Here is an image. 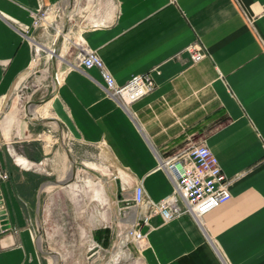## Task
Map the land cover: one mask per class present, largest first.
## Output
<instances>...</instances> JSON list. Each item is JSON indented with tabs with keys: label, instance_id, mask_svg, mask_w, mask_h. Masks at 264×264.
I'll list each match as a JSON object with an SVG mask.
<instances>
[{
	"label": "crops",
	"instance_id": "1",
	"mask_svg": "<svg viewBox=\"0 0 264 264\" xmlns=\"http://www.w3.org/2000/svg\"><path fill=\"white\" fill-rule=\"evenodd\" d=\"M63 2L0 0V169L8 175L0 182L8 224L0 228V264H42L33 222L42 193L55 185H41L44 178L28 170L45 160V133L30 126L26 137L38 131L37 138L23 140L17 151L18 110L1 116L34 64L33 52L54 51L33 41L34 14ZM69 16L85 23L77 46L96 52L116 84L149 73L155 88L123 109L98 70L65 60V34L57 60L68 67L47 105L66 135L102 147L124 171L130 193L140 184L153 202L173 189L161 160L193 146L205 145L231 180L230 200L206 214L202 227L187 214L166 222L151 216L140 226L145 245L128 246L125 257L135 254L134 264H264V0H81ZM194 43L205 51L197 63L186 51ZM28 111L47 119L35 107ZM111 239L106 228L92 235L103 248Z\"/></svg>",
	"mask_w": 264,
	"mask_h": 264
},
{
	"label": "rangeland",
	"instance_id": "2",
	"mask_svg": "<svg viewBox=\"0 0 264 264\" xmlns=\"http://www.w3.org/2000/svg\"><path fill=\"white\" fill-rule=\"evenodd\" d=\"M103 12L105 17L111 13L107 6ZM59 25L63 27V34L69 35L70 45L65 60L70 63L78 53L77 31L85 27V23L80 19L70 22L59 14L50 27H41L34 31L33 41L47 45L55 49L56 54L59 53L64 38L59 36L56 41H52ZM68 30H71V33H67ZM47 32L52 36L50 41L46 38ZM33 41L32 44L35 43ZM33 53L34 64L29 67L10 96L1 121L12 107L17 108L16 117L12 121V124L18 123L20 126V135H16V128L12 131L13 135L17 136L14 139V148L17 151L16 145H20L23 140L37 138L38 131L30 132L33 136L26 137L30 126L43 128L45 136L41 139L46 145L45 160L43 159L42 165H34L35 167L28 170H36L39 176L44 178L41 185L47 182L59 183L68 169V175L70 169L73 171V177L66 184L42 193V202L39 203L41 211L36 212V220L33 222L40 260L42 264H50V258L57 255V264H134L135 254H131L129 259L120 256L117 261H112L115 251L111 249V244L114 243L115 235L125 227L124 220H127L121 216V212H126L131 205V193L125 183V173L102 147L73 141L60 124L58 127L53 123L52 110L47 104L58 87L57 77L62 76L68 64L59 63L55 56H49L44 51ZM29 106L37 108L39 114L45 113L47 119L40 115H29ZM88 180L91 184L86 183ZM104 228L109 229L112 239L110 245L104 248L106 253H97L91 246L92 235Z\"/></svg>",
	"mask_w": 264,
	"mask_h": 264
},
{
	"label": "built area",
	"instance_id": "3",
	"mask_svg": "<svg viewBox=\"0 0 264 264\" xmlns=\"http://www.w3.org/2000/svg\"><path fill=\"white\" fill-rule=\"evenodd\" d=\"M80 2L81 0H65V4L63 2L54 7L43 8L34 14L31 29L50 27L56 16L65 15L66 8H69L68 19H70L72 7H76ZM77 51L78 65L85 69L98 70L107 95L125 110L155 88L149 73L133 76L125 84L118 85L96 52L82 44L78 46ZM186 51L192 63H197L205 57L204 49L197 43L188 46ZM61 80L62 76L57 77V86L60 85ZM160 167L172 183V192L160 201L153 202L145 197L140 184L133 187L130 196L131 205L126 212H121V216L127 219L126 225L115 235L114 243L111 244V249L115 251L112 254V261L120 258L113 256L117 251L127 253L129 245H134L138 250L145 245L146 235L140 231V226L148 225L151 216L159 215L166 222L187 214L199 227H202L203 217L231 198L229 192L231 180L223 174L217 158L205 145L193 146L184 152L173 154L161 160ZM7 179V173L0 169V182ZM5 218V211L0 209V228L8 227V224L3 223ZM91 246L97 253L107 252L93 240Z\"/></svg>",
	"mask_w": 264,
	"mask_h": 264
},
{
	"label": "bare ground",
	"instance_id": "4",
	"mask_svg": "<svg viewBox=\"0 0 264 264\" xmlns=\"http://www.w3.org/2000/svg\"><path fill=\"white\" fill-rule=\"evenodd\" d=\"M64 35L65 34H63V31H62V29H59V26L57 27V29H56V34H55V39L57 38V36H62V37H64ZM35 49H37V48H35ZM37 51L39 52V49H37ZM54 51H52L51 52V56H55L56 58H57V55H58V53L56 54V55H53L52 53H53ZM29 107H33V106H29ZM32 115L33 114H36V112L34 111L33 113H31ZM71 177H72V171H71V169H70V174L68 175V177L66 178V180L64 181V183H67L70 179H71ZM55 186H58V185H60L58 182H56V183H53ZM132 215V214H131ZM127 222V220H124V223H126ZM113 256H115V257H125V254L124 253H121L120 251H117ZM55 259V260H52L51 261V263L52 264H57V261H58V256L56 255V256H52L51 257V259ZM126 258V257H125Z\"/></svg>",
	"mask_w": 264,
	"mask_h": 264
},
{
	"label": "water",
	"instance_id": "5",
	"mask_svg": "<svg viewBox=\"0 0 264 264\" xmlns=\"http://www.w3.org/2000/svg\"><path fill=\"white\" fill-rule=\"evenodd\" d=\"M68 12H69V8H66V12H65V15H64V17H66V19H68ZM63 31V30H62ZM59 37V36H58ZM53 55H56V51H55V49H54V52L52 53ZM53 123L54 124H56L58 127H59V123H58V121L57 120H54L53 119ZM48 183V182H47Z\"/></svg>",
	"mask_w": 264,
	"mask_h": 264
}]
</instances>
